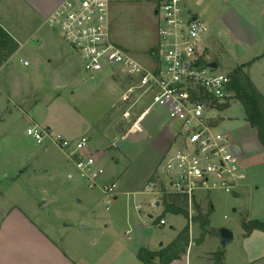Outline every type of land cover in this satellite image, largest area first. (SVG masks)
I'll return each mask as SVG.
<instances>
[{"label":"rangeland","instance_id":"obj_1","mask_svg":"<svg viewBox=\"0 0 264 264\" xmlns=\"http://www.w3.org/2000/svg\"><path fill=\"white\" fill-rule=\"evenodd\" d=\"M157 2L112 0L110 8L113 41L144 66H149L150 60L153 64L158 57L153 15ZM222 4L221 0H185V9L198 15L207 25L208 33H222L217 37L227 50L222 52L209 37L203 45L202 60L215 62L217 68L213 72L229 77L240 64L250 62L248 73L264 95V57L253 60L264 54V30L260 27L262 35L259 28L251 29L246 24L250 9L225 12ZM237 30L247 31L251 44L242 42L243 37L235 34ZM48 33L56 40L60 56H49L45 48V56L33 60L29 52L33 44L16 41L17 48L4 51L5 56L10 55L0 60L1 69L16 70L17 78L11 79L18 95L14 105L9 104L8 112L3 114L10 118L5 117L4 123H0V213L17 209L53 234L56 228L57 235L63 224L76 226L78 221H95L96 226L104 230L96 249L106 246L113 260H120L126 249H139L147 244L158 247L157 251L165 249L188 225L190 242L177 262L213 264V255L220 250L219 242L194 221L198 206L200 214L208 216L207 228L228 227L234 231L235 241L223 250L222 264H264V233L254 231L244 236L241 227L249 220L264 222L263 149L245 121L242 105L231 106L223 124L231 140L239 139L246 150L239 163L245 176L240 187L233 194L219 190L196 193L193 204H179L188 211V219L184 215L164 213L165 208L156 211L154 205L145 204L148 198L145 193L154 191L152 182L156 183L155 188L160 185L157 168L172 140L168 119L162 112L152 110L145 117L141 131L128 133L119 121V83L103 76L90 79L77 55L60 35L54 31ZM20 60L28 61L29 65H21ZM5 103L0 95V109ZM25 114L42 128L68 140L88 139V155L103 170L94 188L84 183L68 152L48 142L36 144L27 136L26 129L32 123ZM119 141L121 147L117 148ZM107 184L117 186L116 201L102 192L101 188ZM156 196L161 200L160 194L149 195V199ZM138 211H142V215ZM147 213L153 215L152 220ZM161 218L166 219V224L155 225ZM72 241H75L74 233ZM85 241H88L87 235Z\"/></svg>","mask_w":264,"mask_h":264},{"label":"built area","instance_id":"obj_2","mask_svg":"<svg viewBox=\"0 0 264 264\" xmlns=\"http://www.w3.org/2000/svg\"><path fill=\"white\" fill-rule=\"evenodd\" d=\"M111 4L112 0H62L45 25L70 46L90 79L103 76L119 83V121L128 133L141 131L152 110L165 113L172 140L157 168L160 185L155 188L152 182L154 191L150 193L181 195L190 204L198 192L233 194L245 176L228 135L218 130V120L234 93L228 75L201 63L207 25L185 9V0H158V57L144 66L113 41ZM19 63L29 65L26 60ZM26 134L36 144L49 142L68 152L85 184L89 188L97 185L103 170L92 156L84 154L87 138L68 140L37 124L27 127ZM116 187L107 184L101 190L115 199ZM157 225H165V221L161 219Z\"/></svg>","mask_w":264,"mask_h":264},{"label":"crops","instance_id":"obj_3","mask_svg":"<svg viewBox=\"0 0 264 264\" xmlns=\"http://www.w3.org/2000/svg\"><path fill=\"white\" fill-rule=\"evenodd\" d=\"M221 1L223 2L222 7H224L225 12L228 11L234 12L237 8L242 9L243 11H245L246 9H250L251 15L248 17V21L246 22V24L249 25L251 29L259 28L263 35L261 28L264 30V24H261V22L262 21L264 22V0H252V1L247 0L245 1L247 2V6L244 5L243 3L244 0H232V1L221 0ZM61 2L62 0H0V29L5 33L8 39H10V41L13 44V47L16 46V41L25 44L31 42L33 45L31 46L32 50L29 52L32 53L33 60H40L43 56H45L46 54L44 52L45 48L47 49L48 51L47 53L49 54V56H54L55 54L60 56L58 52V44L56 43V40L54 39V37H52V35L50 36V34L48 33V31L49 32L52 31L56 32V31L48 28L45 25V21L46 18L57 8V6ZM255 2L256 5L253 4ZM157 4H156V8H157ZM156 8L154 9V12L156 11ZM194 15L198 17L197 14ZM154 23H155V19H154ZM246 33L247 31H241V30L235 31V34L243 37L240 39L242 42L251 44L252 42L251 36L247 35ZM221 35L222 33L220 32L216 34L209 31V33H207L206 35L205 40H203L202 42V50H203V45L206 42L207 38L210 37L211 39H213V41L216 44H218L222 48V52L226 53L227 51L226 48L222 46L219 38L217 37ZM7 55H10V53ZM13 56L16 58V53L13 54ZM263 57L264 54L254 58L253 60L257 61L259 59H262ZM149 63L150 65L152 64L151 60L149 61ZM245 64H248V66L244 69V71L248 74L250 80L258 89L254 79L248 73V68L250 69L251 63L250 62L242 63L240 64V66ZM12 77L17 78V72L14 68H8L6 70L0 68V95H2L6 100V103L0 109V123L2 122L4 123L5 120L3 119L5 117L10 118V115H6L4 117L5 113L8 112L7 106L9 104L14 105V101L16 100L15 98L18 97V95H16L14 92L15 87L12 86V79H11ZM261 94L263 95V93ZM237 104L240 103L237 100H235V95H234L233 101L227 106H225L222 111V115L218 120V130L226 133L228 135V139L230 143H232L233 146H237L239 148V155H237V157L239 158V163H240V158H242V155L245 153L246 150H243L244 147L239 139H234L233 141L231 140L229 136V132L224 131L225 129L223 126L224 122L227 121L226 117L229 110L232 109L231 106H235ZM155 111L162 112L165 115V113L162 110H155ZM24 116H26L28 121H31L32 124H37L36 123L37 121L34 120L29 114H25ZM244 118H245V114H244ZM43 126L50 127L47 124H44ZM252 130L254 131V133H256L254 129ZM88 145L84 150L85 155H88L89 153L87 148ZM263 155H264V149L262 150V159H263ZM99 165L100 164H98V166ZM68 177L69 179H71L72 175H69ZM101 183L103 182L101 181ZM145 194L148 197L145 204H148L149 206L154 205L155 207L154 210L156 211L160 210L161 208H164V205L161 204V202H163L162 196H161V200H159L158 198L160 196H156V198L149 199V195H152L154 193L151 194L149 192ZM116 200H117V196L115 198V201ZM156 200H158L159 202L158 203L159 207H156V203H155ZM17 208L19 209V207ZM142 213H143L142 211H138L139 215H142ZM148 215H152V214L147 213V216ZM161 219H163L166 224V219L164 218ZM82 222L83 221L80 222L78 221V225L76 224V226L70 224H63L59 230V235H57L55 234L56 228L53 229V231L55 232L53 234L49 229L43 226L41 227L36 221L28 218L25 215V213L20 212L17 209H15V211H13L12 213L11 210L1 212L0 213V264H145L138 259L139 251L143 250L150 253H156L160 251V250L157 251L158 247L153 248L150 244H147L145 246L143 245L139 249H133V250L126 249L125 252L122 255H120V260H116V259L113 260L112 258L109 257V251L106 248V246L102 248L100 245L96 249L98 245L99 237H101L104 234V230L102 229V227L96 226L95 221L93 222L91 221L90 223L83 222L84 224ZM80 223H82L83 225H80ZM72 233H74L75 235V241L70 242ZM125 234L128 237V233L126 232ZM86 235L88 239L87 243L86 241L83 242ZM169 244H167V246ZM126 246H129V244H127ZM156 260H158V258H155L152 261V264H155ZM177 261L178 260L172 261L170 264H177L178 263ZM157 264H159V260ZM178 264H186V263L180 262Z\"/></svg>","mask_w":264,"mask_h":264},{"label":"trees","instance_id":"obj_4","mask_svg":"<svg viewBox=\"0 0 264 264\" xmlns=\"http://www.w3.org/2000/svg\"><path fill=\"white\" fill-rule=\"evenodd\" d=\"M12 42L5 33L0 29V60L6 56L4 51H13ZM4 55V56H3ZM202 64H205L201 60ZM248 64L242 65L234 69L229 75L231 77L230 89L235 95L237 100L243 107L245 119L249 127L254 129L256 137L259 140L262 148L264 149V96L258 91L255 85L250 80L248 74L244 69ZM264 165V155H263ZM164 213H171L173 215H184L188 219V211L183 210L179 204H187L186 197L176 194H163ZM198 215L194 219L197 221L205 232H208L207 224L209 222L208 216L203 217L200 214V208L196 207ZM244 232V236L251 235L254 231H260L264 233V222L257 220L245 221L241 225ZM190 239H189V227L188 225L176 236V238L165 248L156 253H150L147 251H139L138 259L145 264H152L155 258H158L159 264H170L172 261L180 259L181 255L186 253ZM224 259V251L213 255V264H222Z\"/></svg>","mask_w":264,"mask_h":264},{"label":"water","instance_id":"obj_5","mask_svg":"<svg viewBox=\"0 0 264 264\" xmlns=\"http://www.w3.org/2000/svg\"><path fill=\"white\" fill-rule=\"evenodd\" d=\"M154 15H157V11L154 12ZM208 67L212 69L217 68V64L215 62L209 63ZM116 147H121V142L116 143ZM232 152L237 156L239 155V148L237 146L232 147ZM156 207H159V202L156 200ZM149 219H152V215L147 216ZM208 232L212 234L219 242V246L221 250H225L229 245L234 243L235 241V235L232 228L228 227H208ZM162 245V244H161ZM160 245V246H161Z\"/></svg>","mask_w":264,"mask_h":264}]
</instances>
